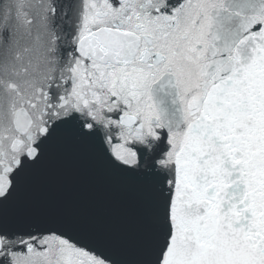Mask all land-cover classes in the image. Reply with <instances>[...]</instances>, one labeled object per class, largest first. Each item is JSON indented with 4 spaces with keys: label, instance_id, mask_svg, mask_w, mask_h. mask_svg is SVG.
Wrapping results in <instances>:
<instances>
[{
    "label": "snow or ice",
    "instance_id": "obj_1",
    "mask_svg": "<svg viewBox=\"0 0 264 264\" xmlns=\"http://www.w3.org/2000/svg\"><path fill=\"white\" fill-rule=\"evenodd\" d=\"M0 264H264V0H0Z\"/></svg>",
    "mask_w": 264,
    "mask_h": 264
}]
</instances>
